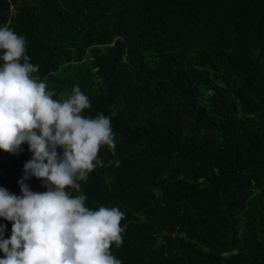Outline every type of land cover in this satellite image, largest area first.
Masks as SVG:
<instances>
[{"label": "trees", "instance_id": "trees-1", "mask_svg": "<svg viewBox=\"0 0 264 264\" xmlns=\"http://www.w3.org/2000/svg\"><path fill=\"white\" fill-rule=\"evenodd\" d=\"M5 25L54 100L78 85L82 116L111 117L114 151L65 191L124 214L115 258L264 264V0H0ZM21 149L0 150V187L18 197Z\"/></svg>", "mask_w": 264, "mask_h": 264}, {"label": "clouds", "instance_id": "clouds-1", "mask_svg": "<svg viewBox=\"0 0 264 264\" xmlns=\"http://www.w3.org/2000/svg\"><path fill=\"white\" fill-rule=\"evenodd\" d=\"M25 45L24 37L0 27V150L18 155L26 142L32 153L18 181L21 196L0 187V217L12 222L10 238L0 225V264H122L110 246L122 243L124 214L105 206L90 210L85 195L65 191L80 190L77 181L96 167L101 145L114 151L111 117L82 116L90 102L78 85L54 100L47 84L31 75L39 69ZM32 177L47 190L34 193L25 183Z\"/></svg>", "mask_w": 264, "mask_h": 264}, {"label": "rangeland", "instance_id": "rangeland-1", "mask_svg": "<svg viewBox=\"0 0 264 264\" xmlns=\"http://www.w3.org/2000/svg\"><path fill=\"white\" fill-rule=\"evenodd\" d=\"M23 2H25V3H30V2H32L33 0H22ZM16 8V5H12L11 6V9H15Z\"/></svg>", "mask_w": 264, "mask_h": 264}]
</instances>
